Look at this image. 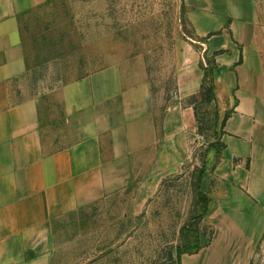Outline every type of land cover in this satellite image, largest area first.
Instances as JSON below:
<instances>
[{"label":"crops","instance_id":"obj_1","mask_svg":"<svg viewBox=\"0 0 264 264\" xmlns=\"http://www.w3.org/2000/svg\"><path fill=\"white\" fill-rule=\"evenodd\" d=\"M49 1L0 0V264H52L55 220L133 185V206L143 208L184 164L198 136L187 102L201 91L202 60L217 52L213 106L218 121L231 115L221 136L226 149L216 166L217 150L210 151L207 175L222 196L208 217L213 235L183 264H250L264 231V62L256 0H184L195 39L179 43L178 94L161 124L138 61L64 85V146L56 150L45 141L39 101H20L15 86L28 73L19 18Z\"/></svg>","mask_w":264,"mask_h":264},{"label":"rangeland","instance_id":"obj_2","mask_svg":"<svg viewBox=\"0 0 264 264\" xmlns=\"http://www.w3.org/2000/svg\"><path fill=\"white\" fill-rule=\"evenodd\" d=\"M256 5L257 40L264 62V0H256ZM19 24L28 73L15 86L20 101H39L45 141L52 140L53 150L64 146L60 89L131 61L146 68L161 124L168 99L176 97L179 43L195 39L184 0H51L22 14ZM32 38H67V60L59 59V51L52 55L40 51L41 43L35 45ZM212 60L206 58L202 64L207 68ZM215 112L213 105L200 107V117L206 118L205 135L191 139L184 164L163 181L143 208L133 206V185L55 220L52 264H183V258L196 255L201 241L213 235L208 217L222 196L214 176L207 175L213 168L209 154L203 156L224 134L223 121L216 120ZM203 168L201 190L208 193L210 202L199 224L207 200V195L202 199L199 194L198 174ZM205 176L211 182L207 186ZM258 245L250 262L264 264V244L260 250Z\"/></svg>","mask_w":264,"mask_h":264},{"label":"trees","instance_id":"obj_3","mask_svg":"<svg viewBox=\"0 0 264 264\" xmlns=\"http://www.w3.org/2000/svg\"><path fill=\"white\" fill-rule=\"evenodd\" d=\"M46 31L49 32L50 29H45V32ZM32 42L35 45H38L39 43H41V46L38 49L40 51H46L49 55H52L56 51L61 52V54H60L61 56H59V59L60 60H65V61L67 60L66 59L67 58V54H68V52H67L68 49L66 47L67 38H32ZM68 46L72 47L73 44L71 42H69ZM23 48L25 50L24 41H23ZM34 50L37 51L36 48ZM220 54H221L220 52H217V53L214 54V56H212L213 60L209 64V67L206 68L202 64L203 65V69L205 71V76H204V79H203L201 91L198 94H196L195 96L191 97L188 100V102H187V104L192 106L194 108V110H195L196 118H197V124H198V136H200V137H203L205 135L204 127L206 126L205 125L206 118L205 119L201 118L199 111H200V107L201 106L206 107V108L211 107L214 104V101L216 100V94H215L216 84H215V79H214V72H215V70L218 67V64H217V61H216V57L219 56ZM56 58H58V56H56ZM26 59H27V56H26ZM50 59H51L50 57L47 58L45 60V63H48L50 61ZM27 63H28V61H27ZM80 80H82V79H79V80H76V81H80ZM177 94H178V87H176V97H175V99L177 98ZM171 100H172L171 98L168 99L169 104L172 102ZM168 105H167V107H168ZM167 107L164 109V114H165V112L167 110ZM230 115L231 114L229 112L226 115V117H225V119L223 121L224 129H225L226 125H227V121L229 120ZM215 118L218 121V119H219L218 111L215 112ZM156 120H157V118H156ZM157 122H158V120H157ZM212 149H216L217 150L216 163H215V166H216V164H218L221 161V159H222V152H223L224 149H226V145L222 142L221 138H217V142L215 144H211L205 150V155H203V156H207ZM205 163L206 162H203L204 166H205ZM205 173H206V169L203 168L202 170L199 171V174H198V182L200 184L199 194L201 195L202 199H206V195H207V200H204L205 206H206L205 207V212L202 215H200L198 217V220H197V222L199 224H201L203 222L206 214L209 211L208 204L210 202V199L208 197V193H205V192H203L201 190V184H202V181H203ZM262 244H264V234H263V236H262V238H261V240L259 242L258 250L261 249ZM199 247H200L199 249H195V250H199L200 251L202 249V246L200 245ZM250 264H257V263H255L254 261H251Z\"/></svg>","mask_w":264,"mask_h":264}]
</instances>
